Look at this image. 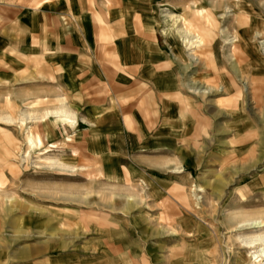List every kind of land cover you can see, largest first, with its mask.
<instances>
[{
	"label": "rangeland",
	"instance_id": "obj_1",
	"mask_svg": "<svg viewBox=\"0 0 264 264\" xmlns=\"http://www.w3.org/2000/svg\"><path fill=\"white\" fill-rule=\"evenodd\" d=\"M235 214L264 218V0H0V264H251Z\"/></svg>",
	"mask_w": 264,
	"mask_h": 264
},
{
	"label": "bare ground",
	"instance_id": "obj_2",
	"mask_svg": "<svg viewBox=\"0 0 264 264\" xmlns=\"http://www.w3.org/2000/svg\"><path fill=\"white\" fill-rule=\"evenodd\" d=\"M236 3L239 4L240 2L237 1ZM198 11L199 10H196L194 15H196ZM165 18H166V24L163 29V34H165L170 39H177L185 43L188 42L191 45L194 44L197 47H201V46H204L205 44H208L207 40L209 41L210 38H209V35H206V34H209L211 32L209 29H206L207 27H210L212 31L217 30V22L211 17L210 14H205V15H202L201 17L203 31L202 29H199L198 25H196V23L198 24L200 23V19H201V18L199 19L197 16H193V15L189 16L185 13H181L178 16L173 17V16L168 15ZM204 31H207V32H204ZM211 34H214V32H212ZM194 64H197V63L194 62ZM57 165L65 166L63 165V163L61 164L58 163ZM232 220H233L232 222L235 223L236 229L238 230L239 229L240 230H256V231L261 230V231L253 232L247 235L245 239H242L240 241L244 249L248 251V255L245 257L238 258V261L245 262V263L249 261V263L251 264H264V230H262L264 229V218L243 216L242 214H235L233 215Z\"/></svg>",
	"mask_w": 264,
	"mask_h": 264
},
{
	"label": "crops",
	"instance_id": "obj_3",
	"mask_svg": "<svg viewBox=\"0 0 264 264\" xmlns=\"http://www.w3.org/2000/svg\"><path fill=\"white\" fill-rule=\"evenodd\" d=\"M72 19L75 21V17L72 16ZM147 20L152 22V20L150 18H147ZM67 52H68L67 56H69L70 59H73V57L77 56V52L72 48H70L69 51H67ZM89 77L90 76L87 75V79H89ZM114 77L116 78V76H114ZM170 86L172 87V85H170ZM56 115H57V117H62L64 121H66L67 123L70 124V126H72V127L75 126L76 121L67 112L60 110V111L56 112ZM51 148H56V146L51 145ZM63 165H65V166H62L61 167L62 169H66L67 167H68L67 169H74L75 168L74 166H71V167H70V165L67 166L68 164H65V163H63ZM176 170H178V168ZM190 259L192 260L193 264H201L202 263V258L198 255L195 256L194 258L192 257Z\"/></svg>",
	"mask_w": 264,
	"mask_h": 264
}]
</instances>
